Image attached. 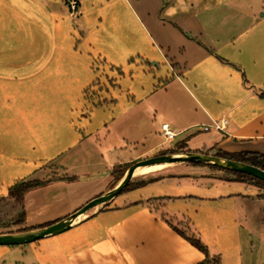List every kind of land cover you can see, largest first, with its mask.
<instances>
[{
	"label": "crops",
	"instance_id": "crops-1",
	"mask_svg": "<svg viewBox=\"0 0 264 264\" xmlns=\"http://www.w3.org/2000/svg\"><path fill=\"white\" fill-rule=\"evenodd\" d=\"M71 1L0 0V197L60 166L23 194L21 227L68 217L113 166L161 150L264 154V0H74V14ZM118 200L0 245V264H200L182 228L219 264H264V198L248 183L182 165Z\"/></svg>",
	"mask_w": 264,
	"mask_h": 264
},
{
	"label": "water",
	"instance_id": "water-1",
	"mask_svg": "<svg viewBox=\"0 0 264 264\" xmlns=\"http://www.w3.org/2000/svg\"><path fill=\"white\" fill-rule=\"evenodd\" d=\"M177 162H186V163H200V164H210L222 169H228L238 172H244L250 174L254 177H257L264 181V170L246 163H241L231 159H225L218 157L216 155L204 154L201 152H188L183 155L179 154H162V155H153L146 157L144 159L137 160L133 162L126 173L121 178V180L110 190L106 191L104 194L94 197L93 199L87 201L84 205L79 207L68 217L55 221L53 223L47 224L43 227H38L36 229H29L20 232L12 233H0V245H18L25 244L29 242L36 241L40 238H43L47 235L59 233L66 228H68L74 220L79 216L86 213L92 207H95L99 204H104L110 199L119 195L125 186L129 183L135 170L139 167L162 164V163H177Z\"/></svg>",
	"mask_w": 264,
	"mask_h": 264
},
{
	"label": "rangeland",
	"instance_id": "rangeland-1",
	"mask_svg": "<svg viewBox=\"0 0 264 264\" xmlns=\"http://www.w3.org/2000/svg\"><path fill=\"white\" fill-rule=\"evenodd\" d=\"M102 89V85H100V82H97V84H94V88H91L90 90L86 91V98L89 100L88 101V108L96 103H99L100 101V95L98 94V90ZM91 104V105H90ZM175 146V144H173ZM169 149H174L169 148ZM168 150V149H166ZM164 151V150H161ZM159 152V151H158ZM152 154L149 156H145V157H140L138 159H134L133 161L129 162H135L137 160L140 159H144L146 157H150L153 155L158 154ZM215 152L212 151V155ZM166 154H171V153H166ZM175 154H179V155H183L185 154L184 152H180V153H175ZM223 158V157H222ZM125 164H120V165H115L113 166V168L110 170V182H109V186H108V190L112 189L113 187H111L121 176V171L123 170ZM182 165H191L193 166L195 169H198L200 171L201 174H207L210 176H215V177H221V178H225V179H233V175L215 168L213 166H210L208 164H192V163H186V162H177V163H169L167 165H165L164 167L154 170V171H150L148 173H143V174H134L133 177L131 178V180L128 183V189L133 188L137 185H140L148 180H151L155 177H158L160 175H166L168 173H170L175 167L178 166H182ZM59 168L60 166L57 165L56 162H51L48 163L44 166V171H46L43 179L45 178H56L57 174L59 173ZM126 173V171L124 172V174ZM124 174L122 175V177L124 176ZM121 177V178H122ZM121 178L119 179V181L121 180ZM250 184V183H248ZM250 185H252V187L255 189L256 195L260 198H264V184L263 183H251ZM126 190V191H127ZM125 192V191H123ZM118 197L119 195H117L116 197L112 198L111 200H109L108 202L104 203V204H99V207L102 206H110V205H115L118 203ZM22 213H24V209H23V204L22 202H19L18 200L12 198V197H0V231H6V230H13L16 231L17 229L21 228L22 223H17L18 219L22 216ZM182 231H184L186 233V235H189V232L184 230L182 228Z\"/></svg>",
	"mask_w": 264,
	"mask_h": 264
},
{
	"label": "trees",
	"instance_id": "trees-1",
	"mask_svg": "<svg viewBox=\"0 0 264 264\" xmlns=\"http://www.w3.org/2000/svg\"><path fill=\"white\" fill-rule=\"evenodd\" d=\"M180 152L188 153L190 151H180L179 149H168V150H164V151H159L158 154H156V155H162V154H166V153L175 154V153H180ZM197 152H201L204 154H211L210 151H197ZM213 155H216L218 157H223L225 159L235 160V161H238L241 163L250 164V165L256 166V167L264 170V154H262V153L248 152V151L228 153V152L217 151ZM132 163H125L124 168L121 171L120 178L122 177L124 172L128 169V167ZM192 164H200V163H192ZM210 166H213L215 168L224 170V171L232 174L233 180L242 181V182L250 183V184L255 183V182L264 184L263 180H261L257 177H254L250 174H246L244 172L228 170V169H222V168L214 166V165H210ZM52 179H55V178H48V179L31 178V179L17 180L8 188L7 197H12V198L18 200L19 202H22V196L26 191L40 187V186H44L45 184H47ZM119 179L111 187L116 185L119 182ZM127 188H128V184L125 186V188L122 190V192L126 191ZM23 220H24V213H22V216L18 219L17 223H22ZM25 230H29V228L21 227V228L17 229L16 231H13V230L2 231L1 230L0 233H12V232L25 231ZM177 230L182 236L186 237V239H188L195 247H197L199 250H201L205 254V258L200 264H219L220 260L218 257L209 258L207 248L201 242V240L198 236H195L194 234L186 235L184 231H182L180 229H177Z\"/></svg>",
	"mask_w": 264,
	"mask_h": 264
},
{
	"label": "built area",
	"instance_id": "built-area-1",
	"mask_svg": "<svg viewBox=\"0 0 264 264\" xmlns=\"http://www.w3.org/2000/svg\"><path fill=\"white\" fill-rule=\"evenodd\" d=\"M70 8H71V13H73V14L77 13L76 12V8H77L76 2L74 0H72L70 2ZM94 70H95V73L98 74V76H99V74H101L100 73V66H98L97 64L94 67ZM98 80L99 79L96 77L95 84H97ZM226 123H227V119L221 118L215 122V127L218 129H222L226 125ZM159 131H160V134L162 135V137L168 142H172L177 135L176 131L171 129L167 123H161Z\"/></svg>",
	"mask_w": 264,
	"mask_h": 264
},
{
	"label": "bare ground",
	"instance_id": "bare-ground-1",
	"mask_svg": "<svg viewBox=\"0 0 264 264\" xmlns=\"http://www.w3.org/2000/svg\"><path fill=\"white\" fill-rule=\"evenodd\" d=\"M168 163H162V164H155V165H148V166H143L139 167L135 170V174H143V173H148L150 171H154L157 169H160L167 165Z\"/></svg>",
	"mask_w": 264,
	"mask_h": 264
}]
</instances>
